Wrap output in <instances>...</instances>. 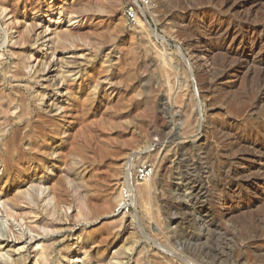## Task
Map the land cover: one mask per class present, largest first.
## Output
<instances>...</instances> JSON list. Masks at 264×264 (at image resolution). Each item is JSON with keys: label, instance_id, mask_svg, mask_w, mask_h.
<instances>
[{"label": "rangeland", "instance_id": "obj_1", "mask_svg": "<svg viewBox=\"0 0 264 264\" xmlns=\"http://www.w3.org/2000/svg\"><path fill=\"white\" fill-rule=\"evenodd\" d=\"M183 1L186 3L182 0H86L85 4L72 8L74 15L80 12L87 14V17L83 18L84 20L81 19V22L78 19V23L74 24V29L76 27L78 29H76V35L79 34L80 37L78 35L77 39L72 38L69 40L68 47L70 46L69 48H73L78 53L86 51L85 53L90 54L87 59L89 57L94 64L92 65L91 61H87V64L84 63L83 68L86 69L88 75H92L93 79L102 74L101 68L99 70L101 62L107 61L112 65L114 71L111 74L110 82L114 85L112 86L114 89H110L111 85H106L107 87L105 86L100 90L95 107L87 106L90 110H86L83 109L85 107L83 105L80 106V113L74 112L76 115L74 122L67 130L66 140L61 147L64 153L61 166L65 177L64 196L60 205L61 217L63 220L77 223L73 229L65 228V225H59L61 230L57 233L59 248H63L64 253L71 249L70 254L65 253L68 257L80 254L83 242L79 243V235L86 236L91 230H96L95 240H89L87 247L90 248L94 245V248H90V257L93 262L98 261V264H112L114 261L118 264L121 261L123 263L120 264H136L137 261H140V264H156L157 262L162 264H252V262L253 264H264V253H262L264 251L260 252L263 255L252 251L254 250L252 247L253 242L264 237V210L262 212L260 210L264 209V182L261 179L257 180L255 186L251 187L247 182L244 183L249 178H253L254 175L255 177L257 175L263 177L261 173V175L255 174V171L264 164V156H262V161L259 159L261 158L260 155L264 154V149L260 151L261 154L258 152V157L254 156L252 158L253 161L248 157L244 158L245 149H258V146L254 144L256 132L249 120L250 116L245 117V115L232 113L231 110L230 113L228 110L232 98L233 104L237 102L236 106L238 107V98H243L242 100L247 98L249 100L248 104L258 103L260 106L264 105V44L259 40L256 42V50L252 53L248 63H251L253 70L250 74L246 70L248 69L246 67L247 63L241 65L238 61H235L236 58L232 52L226 51L228 55L225 54L226 59L223 57L218 60L220 63L218 62L217 65L219 64L220 67L221 64L222 66L221 69L216 68L215 71L217 72L215 74L219 72L218 75H222L230 71H236L240 79H247V83L246 86L238 82L239 84L237 83L234 88L224 89L223 87L212 95L204 88L209 79L202 81L203 76L191 71L188 65L185 56L189 50L188 48L199 47L203 43H196L197 39L195 38H198V35L194 30L187 31L185 29L187 22L183 21V16L191 15L195 18L194 28L200 29L205 24L203 22L206 18L212 20L223 9L227 11L228 6L229 8L235 6V10L233 9V12H231L234 14L231 26L247 21L249 16H251L249 22H253L255 18H264V0H230L231 3L225 7L226 9L220 6L222 0ZM36 2H34L35 7H41V5L45 7L46 5L44 0ZM23 9L25 8L21 6L20 10ZM30 12H33L31 7L25 13ZM56 13L47 16L43 20V24L48 25L50 20L59 18L60 15L58 16ZM130 13L133 14V17ZM211 15L214 16L211 17ZM63 18L62 26L67 21V17ZM144 21L150 23L164 39L156 40L149 29L143 26ZM256 21L255 19L254 22L258 24L259 21ZM3 22L4 20L0 17V49L5 51V55L2 57L3 66H10L13 65L14 58L9 54L8 46L2 48L5 37L3 29L6 28V24H3ZM67 25H69L68 22L62 28H70ZM16 30L14 29V31ZM247 30L246 27L244 30H237L236 35L234 33L231 39L232 37H236L238 41L246 39ZM181 31L183 32L181 33ZM189 41L191 42L189 43ZM216 42L214 40L213 43ZM52 44L50 43L46 47V49H49L48 51L43 50L44 54L42 53L38 59L46 53L51 56L50 46ZM59 55L60 57H67L70 56V53L64 52V54H58L57 56L59 57ZM49 59L45 57V60ZM32 65H34V68L29 74L40 69L38 61L34 60ZM253 65H256L255 68H259L255 70ZM56 73L57 71L55 72L53 68L47 74V77H53ZM248 80L250 81L248 82ZM48 81H45V83L50 84L53 88L63 89L55 83V78L53 81ZM25 82L24 80L16 82V84L23 87ZM54 83L56 84L55 87ZM87 83L88 81L84 82L83 86ZM36 89L37 92L42 91V88L35 86V88L23 92L26 93V96L32 97L37 94ZM226 91H229V93ZM110 95L111 97H109ZM235 96L236 102L234 100ZM236 115H240V118ZM253 118L264 119L258 113H255ZM232 121L235 122L233 126L229 125ZM226 125H229L231 129L225 130ZM229 132L232 134L231 136L227 135L231 138L229 140H233V135L235 137H241L242 135L254 140L243 147L228 144L229 140L225 145L223 140L225 137L228 138L225 135ZM205 135L213 148L210 144L208 146L203 144L205 138L200 137ZM234 136L233 138H235ZM223 153L229 155L224 156ZM161 161L164 162L163 169L158 168L162 163ZM145 162L154 163L155 172L159 171L156 180L151 183L148 180H137V169ZM207 162L210 164L207 165ZM135 165L136 169H133ZM188 166L195 169L191 176V179L193 177L195 179L188 178L186 173ZM211 167H213V170ZM249 167H252V170L255 171L248 177L247 175L250 172L245 170ZM2 170L3 168L0 167V173ZM84 171L88 173L85 181L92 178L96 185L101 186L103 190V195L94 202L93 206L99 214L96 215L97 218H89L92 221L95 220L94 222H91L88 216L84 215L86 214L85 210V213L82 214L83 208L81 209L84 188L82 181L76 175ZM129 172L133 173L132 176L139 187H150L149 193L143 199L142 204L138 206H135L133 194L127 185ZM240 182H243V186L247 187L245 189L242 186L239 187ZM194 183L209 184L211 187L200 192L202 198L195 202H188V204L186 200L191 197V194L188 197L183 193L181 195L180 192H184V190L191 191L190 188L193 187ZM221 186L229 187L227 188L228 192L238 194L242 200L254 196L257 190L262 192V194L259 193L257 197L252 198V207H249L245 212L247 215L244 213L239 218L236 217L227 221L230 226L227 230L216 224V210L212 206L213 200L217 201L218 199L217 196L212 198V192H215L217 188H222ZM123 187L129 189L132 197V207L128 211L118 210ZM205 191L207 193L203 194ZM174 194L176 199L173 198ZM110 195L114 196V199L110 205H107L104 200ZM177 195H180L181 199ZM54 203L55 200H51L50 205L52 206ZM201 205L207 206L209 213L203 211L200 208ZM0 208V239L4 234H10L12 227L19 233L25 229V226L22 227L18 216L17 219H13V217L8 216L2 205ZM250 209H252V212L256 209L253 215L250 213ZM23 211L27 216L28 210L25 208L22 213H24ZM22 213L19 215H22ZM124 213L126 214L125 223L130 225L131 228L126 225L123 227L117 226L113 222L115 219L122 217ZM255 213L258 218H256ZM197 215L199 218L196 217ZM112 230L116 231L113 234L112 241L115 242L113 246L111 245L112 241L108 243L107 240V234ZM208 231L212 232L209 234ZM224 238L226 240L230 239V248L229 246L228 248H221L225 244ZM209 239L211 240L209 241ZM1 241L2 239L0 240V253L1 247L3 248L2 253H6L10 246L5 247L7 243H1ZM206 242L208 246H206ZM15 244L16 247L24 245L17 242L10 243L11 246H15ZM209 246L210 248H208ZM217 247L222 251L224 250L225 260H218L213 254ZM233 249L237 250L234 251ZM32 250H30V254L33 252ZM250 252H254L255 256H252ZM9 253L11 254V252ZM34 253L31 254L30 264L35 261ZM257 254L260 255L258 258L256 257ZM250 255L252 256V262ZM69 260L71 264H74L72 259Z\"/></svg>", "mask_w": 264, "mask_h": 264}, {"label": "bare ground", "instance_id": "obj_2", "mask_svg": "<svg viewBox=\"0 0 264 264\" xmlns=\"http://www.w3.org/2000/svg\"><path fill=\"white\" fill-rule=\"evenodd\" d=\"M35 1L38 2L40 0H0V17L2 18V20H4L3 24H6L5 26L6 28L3 29L5 32V37H4L2 48L5 46H8L7 48L8 52L14 58L13 65L3 66L4 61L2 57L5 55V51H2V49H0V167L3 168L2 172L0 173V206L2 205L5 212H7L8 216L13 217V219L14 218L17 219L16 217L18 216L19 221H21L20 223H22V227L25 226V229L22 230L20 233L17 232L12 227V229L10 230V234L8 235L4 234L3 236L1 235L2 236L1 243H5V244L7 243L5 247L10 246V249L7 250L6 253H2L3 248L1 247L0 264H28L30 261L31 254L34 252L35 253L33 255L36 259L34 258L35 261L33 264H71L69 259H72L74 264H98L99 263L98 261L95 263L92 261L93 259L90 257L91 255L90 248H94V245L91 246L90 248L87 247L89 240H93V239L95 240L96 230H93V231L91 230L89 234L86 236L84 235L83 236L79 235L80 237L78 236L79 243L81 244V242H83L82 244L83 246L80 249L79 255H74V256L70 255L68 257V255H66L65 253L68 252V254H70L71 249L64 253V249L61 247L59 248V239L57 237V233L61 231L59 229V225H65L66 226L65 228L73 229V227L77 224V223L74 224V222L68 221L66 219L63 220L61 217L60 205L62 204V201H63V196H64L63 193H64V185H65V177L62 173L63 168L61 166L64 153L61 147L62 145H64L63 143L66 140L65 134L67 130L69 129L71 124L74 122V118L76 116L74 112L77 111L78 113L80 110V106L82 107L83 105H85L83 109H86V110L89 109L87 106H90L91 108L92 106L95 107L96 100L98 99L100 90H102L106 85H111L110 89L113 88L112 86L114 85H112V83L110 82L111 81L110 77L114 69L112 65L107 63V61L101 62L99 70L101 68L102 74L100 73L101 75L99 77H97L96 79H93L92 75H88L86 72V69L83 68V65L87 64V61H91L89 57L87 59V56L90 54L85 53L86 51H82L81 53H78V51L75 52L73 48H69L70 46L68 47L69 40H71L72 38L77 39L79 35V34L76 35L77 27L74 29L75 27L74 24L76 22L78 23L79 21L78 19H80V22H81L82 21L81 19L87 17V14L80 13V12L79 14L74 15V12H72V8L85 4L86 0H44V4H46L45 7L42 5L41 7H37V6L35 7L34 6ZM182 2L184 1L182 0ZM230 3H231L230 0H222V3H221L222 5L220 4V6L221 7L223 6V8H225ZM21 6H23L25 9L20 10ZM30 7H31V11L33 12L25 13L27 9H30ZM227 8H228L227 11L230 10V12L227 13V11L223 9L224 12L223 10L220 11V14L216 12L217 16L214 17L212 20L206 18L207 20L205 19L203 22L205 24L202 25L200 29L194 28L195 18H193L191 15L183 16V21L187 22V24L185 25L186 26L185 29L187 31L194 30L196 34L198 35V38H195L197 39L196 43L198 42L203 43V45H200L199 47H194L192 49L188 48L189 50L187 54L185 55L187 62L189 63L188 65L190 66L191 71H193L194 73L201 74V76H203V79H201L202 81L203 80L207 81V78L209 79L207 83L205 82L206 84L204 88H206V90L212 95L215 94L218 90H221V88L223 87L224 89L234 88V86L237 85L238 82L242 83L245 86L247 83V79L245 78V76H244L245 79H240V77L238 76L239 74L236 71H230L229 73L222 74V75H218L219 72L218 74L217 73L215 74V72H217L215 71L217 70L216 68L219 67L218 66L219 64L217 65V63L219 62L218 60L220 58L225 57L226 51L232 52L233 56L236 58L235 61H238L241 65L244 63H247L246 67L248 69L246 70H247V73L250 74L252 70V66L250 65L251 63L250 64L248 63L250 61L249 59L252 56V53H254L256 50V42L257 40H259V41H262L264 44V18L263 19L255 18L257 20L256 22L259 21L258 24H256L254 22L255 19L253 20V22H249V20L251 21L250 19L251 16H249L247 17V21L245 20L242 23L240 22V24L238 25L234 24V26H231L233 23L232 19L234 15L231 12H233V9L235 8V6H231V8H229L228 6ZM55 13L58 16L60 15V17L57 19L55 18L53 20H50L48 25H44L43 20L47 16H50V15L52 16ZM248 15H252V14H248ZM212 16L214 15H211V17ZM63 17H67L66 22L69 23V25L67 26L70 28H62L63 26L66 25V22H65L64 25L62 26L63 20H64ZM142 24L143 26L149 29V31L153 34L156 40L164 39L163 36L159 34L156 31V29H154L151 26L150 23L144 21ZM245 27L248 28L246 32L247 33L246 39L244 38V39H241L240 41H238L236 37H232L231 39V36L234 33L236 35L237 30L238 31L239 29L244 30ZM14 29H17V30L14 31ZM182 32L183 31H181V33ZM214 40L217 42L213 43ZM190 42L191 41H189V43ZM50 43H53L50 46L51 56H49V54L46 53L45 55H43L42 58L40 57L38 59V57L41 56V54L43 53V50H47V51L49 50V49H46V47L49 46ZM64 52L70 53V56H67V57L66 56L60 57V55L59 57L57 56L58 54H62V53L64 54ZM45 57L46 59L47 58L48 59L50 58V59L45 60ZM34 60L38 61L40 69L38 70L34 69L35 70L34 73L29 74L33 71L34 65H32V62ZM90 63L92 65L94 64V62L92 63V61ZM221 66L222 65L220 64V67ZM255 66L253 68H255ZM53 68L55 72L57 71L58 75H56L57 74L56 73L53 77L51 76L50 78L52 79H50L47 77V74L51 72ZM256 68L258 69L259 67H256ZM256 77H257V74H256ZM54 78H55V83L58 85V87L63 88V89H58V88L55 89L52 86H50V84L48 85V83H45V81L47 82L48 80L53 81ZM24 80L26 82L23 85V87L22 85L20 86L16 84V82H20ZM86 81H88L87 85L83 86V83ZM249 81L250 80H248V82ZM55 83H54V87L56 85ZM222 84L224 85L226 84V86ZM243 85L242 87H244ZM35 86L42 88V91L37 92V89H36L35 90L37 92L36 95L32 97L26 96V93H24L23 91L25 90L27 91L29 89L35 88ZM48 90H51V91H48ZM229 91L228 92L226 91V92L229 93ZM109 97H111V95ZM242 99L238 98L239 107L236 106V103H237L236 96L234 97V100L236 102L235 104H233V98L230 99L231 102L228 105L229 107L228 110L230 113L232 111V113L241 114L243 116L245 115V117L250 116L249 120L252 122L251 124L253 125L254 131L256 132V135H255L256 140L254 144L258 146V149H254V150L245 149L246 153L243 156L244 158L248 157L251 160L254 156L258 157L259 156L257 155L258 152L264 149V119L260 120V119L253 118V115L255 113H258L260 117L264 118V105L260 106V104L258 103L248 104L249 100L247 98L245 100H242ZM238 118H240V115L238 116ZM234 123L235 122L232 121L230 122V124L229 123L228 124L233 126L235 125ZM229 125H226L224 129L225 130L228 128L231 129ZM245 132H249V131H245ZM227 133L225 136L232 135L230 134V132L229 134ZM233 136H232L233 140H229L231 139L229 137L228 138L223 137L224 144L226 145L227 144L226 142L229 140L228 144L230 143L232 145L234 144V146L237 145V146L243 147L250 141L254 140V139H251L250 137H243L242 135L241 137L234 136L235 138H233ZM200 138H205V142L203 144L207 146L208 144H210L211 147L213 148L212 144L208 141V138H206V135ZM245 151L243 150V152ZM207 153H210V152H207ZM259 154H261V152ZM204 155H207V154H204ZM227 155L229 154L227 153L224 156H227ZM260 156L261 158L259 159L262 161L263 160L262 156H264V154H261ZM206 164L208 165L210 163L207 162ZM158 168L163 169L164 162L160 163V166ZM211 168L213 170V167ZM133 169H136V165L133 166ZM193 170H195L193 167L188 166L186 173L189 179H191ZM245 171L250 172L247 175L249 177L254 173L255 170H252V167H249ZM157 172L159 171L157 170L154 176L148 179L150 183L156 180V176L158 174ZM206 172L208 173V171ZM237 173H240V172H237ZM256 173L258 174L261 173L263 177L258 176V175L257 177H255L254 175L253 178H249V180H246L244 183L247 182L249 187L255 186L256 184L255 181L257 180L261 179L263 180L262 182H264V175H263L264 174V164L258 167V169L255 171V174ZM86 174H88L87 171H84L82 173H79V175H76V177L82 181L83 188H84L83 199L81 202V209L83 208L82 209L83 212L82 210L81 212L83 214L86 211V214L84 215L88 216V219L89 218L93 219V218H97L96 215L99 214L98 210H95L93 207L94 202L97 201L100 198V196L103 195V190L101 186L96 185V183L93 181L92 178L85 181L87 177ZM132 174L129 172L127 175V185L131 189V192L133 194L135 206H138L139 204H142L143 199H145V197L149 193L150 187L149 186L139 187L138 184L135 182ZM243 176H246V175H243ZM223 178L225 179V177ZM253 180L254 182H252ZM239 185H240L239 187L242 186L244 189L245 187H247V186L245 187L243 186L244 185L243 182ZM210 187L211 185L209 184L194 183L193 187L190 188L191 191L184 190V192L182 191L180 192V194L182 195L183 193V195H186L188 197L191 194V197H189L190 200L185 199L187 203L188 202L191 203V202H195L196 200L202 198L201 197L202 195H200V192L203 191L204 189H209ZM227 188L226 187H222L219 189L217 188L215 192H212L213 197L211 196L212 198L214 197L216 198V196L218 198L217 201L213 200L212 202L213 209L216 210L215 222L217 225L223 226L225 230L230 228V226L227 224V221L232 220L233 218L235 219L236 217L239 218L242 214L246 212V210L249 207L250 208L252 207L251 206L252 198L254 196L257 197V194L259 193L262 194L260 190L259 191L257 190L256 192L254 191L255 192L254 196H250V198L247 200H242L238 196V194L235 195L234 192H228ZM205 193L207 192L205 191L203 194ZM177 196L179 197L180 195H177ZM175 197L176 196L174 194L173 198ZM113 199H114V196L110 195L104 201L107 205H110ZM51 200H55V203L52 206L50 205ZM25 208L26 210H28L27 212L29 215L27 214V216L24 211H23L24 213H22V210ZM200 208H202L203 211H206L207 213H209V210H208L209 208L207 206L201 205ZM31 209H34V210H31ZM250 210L249 211L252 215H253V212L256 211V209H254L255 211L253 212H252V209ZM260 210L262 212V210L264 209H260ZM18 211H21V212H18ZM258 212L260 213V211ZM20 213H22V215H19ZM256 213H255V216H256ZM245 215H247V213H245ZM125 216L126 214L124 213L122 217L115 219L113 221L115 225L122 226V227L125 226L126 225ZM257 216L256 218H258ZM196 217H198V215ZM188 218H192V217H188ZM90 221L94 222L95 220L93 221L90 220ZM126 226L130 227V225L128 224ZM212 230H216V229H212ZM115 232L116 231L112 230L110 233L107 234L108 243L112 241L113 234H115ZM210 240L211 239H209V241ZM229 240L230 239L224 240L225 244L224 246L222 244L223 246L221 247L222 249L228 248V246L230 248ZM11 242H17L18 244L23 243L24 245H22L21 247H16V244L15 246H11L10 245ZM113 244H115L114 240L112 241L111 245L113 246ZM206 246H208V243ZM215 246H217V244H215ZM218 247L216 250H214L215 253L213 254H215L218 260H225L226 256L224 255L225 254L224 250L222 251L218 249ZM252 247L254 249L252 251L256 253L257 252L259 254L264 253L262 252L264 251V237L253 242ZM208 248H210V246ZM30 250L33 251V252L31 251L32 252L31 254H30ZM202 250L204 249L202 248ZM9 252H11V254ZM253 253H252V256H255ZM247 256H248V253H247ZM252 256L251 255L249 256L251 257L250 260L252 259ZM259 256L260 255L256 257L258 258ZM3 258H6V259H3ZM121 262H119V264ZM112 264H118V263H115L114 261V263ZM136 264H140V261H137ZM156 264H162V263L157 262Z\"/></svg>", "mask_w": 264, "mask_h": 264}, {"label": "built area", "instance_id": "obj_3", "mask_svg": "<svg viewBox=\"0 0 264 264\" xmlns=\"http://www.w3.org/2000/svg\"><path fill=\"white\" fill-rule=\"evenodd\" d=\"M133 17V14L130 13ZM155 173V164L152 162L142 163L137 170V180L146 181L150 179ZM132 197L127 187H123L122 189V198L121 202L118 205V210H126L128 211L130 207H132Z\"/></svg>", "mask_w": 264, "mask_h": 264}]
</instances>
